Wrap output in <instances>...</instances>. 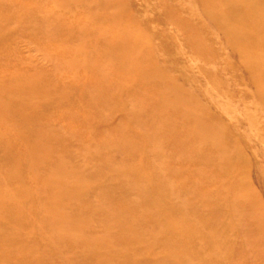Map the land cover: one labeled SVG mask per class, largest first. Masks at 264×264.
<instances>
[{
	"label": "bare ground",
	"instance_id": "obj_1",
	"mask_svg": "<svg viewBox=\"0 0 264 264\" xmlns=\"http://www.w3.org/2000/svg\"><path fill=\"white\" fill-rule=\"evenodd\" d=\"M30 1L33 9L29 10L28 4L29 8L17 14L11 0H0V20H6L0 25V42H5L7 33L49 42L65 37L57 54L58 66L72 73L69 87L74 88L75 95L55 71L23 69L10 74L11 77L0 74V248H6L4 257L0 255V264H16L2 259L12 255V246L17 244L24 247L23 254H32L39 247V264H194L193 256L198 264H215L226 261L228 246L239 243V238H243L240 247L253 252L252 260L264 264V206L251 191L248 175L245 176L247 162L241 153L242 145L221 126L213 125L210 118L205 119V111L193 103L187 92L172 86L170 80L155 78L164 86L154 94L155 105L149 111L122 94L130 84H149V77L158 73L141 69L140 61L145 57L141 49L146 40L136 29L124 1ZM259 2L263 0H187L185 4H190L194 14L195 8H199L197 19L220 33L225 45L236 52L248 73L251 96L264 112V53H256L254 47L256 43L262 48L264 43L260 39L253 41L251 33L238 28L232 15L238 9L240 14L250 13L259 21L258 15L252 13L254 7L249 12L250 6ZM46 3L58 5L64 14H73L72 19L59 13L57 25L53 24V14L44 8ZM13 23L18 30L12 27ZM176 26L189 30L186 38L194 51L206 50L199 26ZM247 47L249 57L243 51ZM112 98L124 105L121 119L128 125L114 126L119 137L104 149L109 155L103 156L97 149L102 153L99 157L105 168L115 170L124 179L122 197L128 198L125 193L133 191L136 198L131 199L134 203L127 201L123 216L103 204L86 206L88 214L83 209L71 215L72 201L82 199L86 187L98 180L89 179L82 166L66 157L61 146L70 141H63L55 120L48 121L42 114L57 107H73L84 115L86 133L96 131L91 119L104 128V133H110L107 129L112 122ZM157 136L169 138L174 147L169 145L170 150L167 149L161 140L157 141ZM77 145L76 158L83 160L93 155L87 150L88 144L79 141ZM140 147L144 149L143 163L138 169L129 159L140 153ZM234 148L240 151L237 156H232ZM117 155H122L119 164H115ZM178 155L191 160L181 162L193 177L182 189H177L174 181L180 180L183 172L170 163ZM164 172H168V178L163 176ZM196 182L201 190L215 185L209 203L218 215L222 213L220 205L227 207L228 222L222 230L236 233V239L215 233L221 227L218 218L214 224L203 223L197 217L198 208L190 203L191 196L200 195ZM243 195L250 197V208L258 213L256 234L246 229V208L238 204ZM96 213L101 216L99 221L93 220ZM13 224L19 225V229L13 230ZM163 232L172 234V245L184 250L177 258L159 251Z\"/></svg>",
	"mask_w": 264,
	"mask_h": 264
},
{
	"label": "rangeland",
	"instance_id": "obj_2",
	"mask_svg": "<svg viewBox=\"0 0 264 264\" xmlns=\"http://www.w3.org/2000/svg\"><path fill=\"white\" fill-rule=\"evenodd\" d=\"M123 1L127 6L128 14H130L131 19L137 25L136 29H138L146 40V43L142 44L141 49L142 56H145L140 61L141 69H147L149 72L157 70V75H159L149 77L152 82L147 85L140 82L128 85L129 87L123 89L122 94L128 100L135 101L139 104L141 109L149 111L155 105L152 102L154 94H156L158 88H163L164 86L161 82L154 81L158 80L155 78L162 77L163 79L170 80L171 85L176 89L187 92L193 100V103L205 111L203 115L205 119L210 118L213 125L221 126L224 131L235 138L240 146L242 145L241 153L247 162V170H244L245 173L247 172L245 176L248 175L251 183V191L264 206V112H261L260 105L251 96L250 92L253 91V88L249 84L248 73L239 62L236 52L231 51L225 45V39L220 33L213 32L210 28H207L208 25L206 23L197 19L199 18L198 16L201 10L195 8L194 14L191 9L192 7H189L190 4H185L187 0ZM11 2L14 4V8L18 14L23 8L25 10L29 8L28 4L30 3L28 2L31 1L11 0ZM32 5L29 10L33 9ZM253 7L255 11H258L255 14ZM44 8L48 13L53 14L50 16V19L53 24L57 25V14L63 13V11L61 12L58 5L55 7L51 3L44 4ZM249 9V12L253 10V15H258L259 21H255L250 13L240 14V11L237 9V12H233L232 14L234 18L233 22L238 28L251 33V39L253 41L260 39L264 43V0L256 5H251ZM95 10L97 9L95 8ZM225 10L231 12L229 8ZM79 14L76 17L77 20H79ZM64 15L68 19H72L73 16L71 13ZM0 21L1 25L6 20ZM176 23L184 25L191 24L192 28L194 26L195 29L199 26L200 39L207 51H194L188 44V39L186 38L190 34L189 30L178 28ZM12 27L14 29L17 28L16 23H13ZM6 35L9 34L7 33L4 36L6 39L5 42H3V39L0 42V74L11 77L13 75L10 74H17L23 69L28 71L40 70L45 73L55 71L57 78L64 79L63 81L67 85L68 90L74 92L73 94L75 95L74 88L72 86L69 87V84L73 81L71 77L72 73L58 66L57 54L60 52L61 43L65 40V37H60L59 40L55 38L49 42L46 40L36 41L32 39L33 37L30 39L22 38V36H19L20 34H16V37ZM254 47L257 50L256 53H264V46L259 48L255 43ZM243 49L249 57L250 54L248 52L250 50H247L249 48ZM247 54L245 55L247 56ZM56 64L57 67H54ZM110 106L112 122L109 123V128L107 129L110 133H104V128L97 125V122L92 119L90 122L95 124L96 131L93 134L86 133L83 130L86 127V121L83 118L84 115L80 111H77L78 109H72L73 107H57L58 109L56 108L54 111L42 114L43 116H47L48 121L55 120L56 123H54L60 129V135H62L63 141H70L66 144L67 146L64 144L61 146V149L65 151L66 157L71 159L75 165L82 166L87 172L89 179L96 177L98 180L96 184L93 185V183H90L86 187V194L82 198L84 199L83 201H80L82 199L72 201L69 206L70 212H72L70 213L71 215L83 211L90 204H103L109 206L111 211L123 216L125 215L126 205H128L127 201L134 203L131 199L134 200L136 198V194L133 191L125 193L129 199L122 197L124 179L120 178V175L115 170L106 169L105 162L101 161V157H99L102 153H99L98 149L103 152L104 156L106 154V150L104 149L108 148V144L118 140L119 136L116 134L117 132L114 126L126 128L128 125V122L124 118L121 119V110L124 105L117 102L116 98H112ZM112 109L114 110L113 112ZM111 125H113V129ZM77 126L80 128H77ZM160 138H157V141L160 142L161 140L163 146L167 147V149H169V145L170 147H174L173 142L169 141V138L167 139L163 136L162 139ZM227 140L229 142L228 136ZM79 141H82L84 145L88 144L89 148L87 150L93 155L83 160L79 157L76 158L75 155L78 152L77 149H79L77 145ZM142 150L144 149L140 147L138 151L140 153L132 155L129 159L133 167L136 168L137 166L138 169H141L143 163ZM239 152V150H235L234 148L232 156H237L240 154ZM185 157L178 155L173 157L174 160L170 161L179 172H183L181 179L174 181L177 189H182L186 185L188 186L193 178L188 169L184 168L187 165L183 166L181 164L183 161H191L183 159ZM121 159L122 155L115 156V164H119ZM163 176L168 178V172H164ZM221 181H218L219 184ZM195 186L197 193L200 195L199 197L191 196L190 203L192 206L198 208L197 217L203 223L213 222L214 224L217 223L215 218H218L221 222V224L219 223L221 227L215 233L217 235L229 236L231 240L236 239V233L232 232L229 234V232L222 230L223 226L228 222V218L226 217L227 207L220 205L219 208L222 210H220L222 213L218 215L213 212L215 209L209 203V196L216 191L214 190L215 185L208 186L206 188L207 190H201L198 182H196ZM223 186H228V184H222ZM14 187V185L11 186L13 189ZM179 196L182 197L183 195L179 194ZM243 196V199H239L238 204L240 207L246 208V229L252 232L251 234H256L254 224H256L259 218L258 213L250 208V197ZM149 210L148 213L151 214L153 211L152 208ZM88 212L85 209L83 213L88 214ZM100 218L101 216L98 213L93 216V220L95 221H99ZM13 227V230L19 229V225L13 224ZM133 227L139 228L136 225ZM208 231L210 230L208 229ZM168 233L163 232L161 237L159 236L163 242H160L158 249L162 252H169L172 258H177L184 250H181L180 247L177 249L172 245L170 241L172 234ZM239 240L241 241L243 238H239ZM240 241L239 243H232L228 246L226 261L216 262L215 264H262L258 260H252L251 254L253 252L250 249L245 251L244 248L240 247ZM12 248L14 249L13 254L8 255V257L6 256L5 259H2L3 261H13L16 264H39L37 262L41 256L39 247L34 248L32 254H29L27 251H23V254L22 249L24 247L19 244L12 246ZM5 249L0 248V255L3 256L6 253ZM193 257L192 263L198 264V259ZM181 260L183 261L184 259Z\"/></svg>",
	"mask_w": 264,
	"mask_h": 264
}]
</instances>
